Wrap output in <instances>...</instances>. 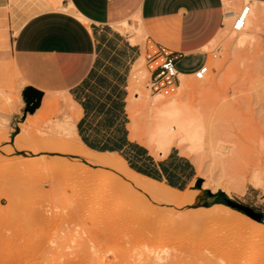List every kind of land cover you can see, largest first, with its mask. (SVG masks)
Returning a JSON list of instances; mask_svg holds the SVG:
<instances>
[{"label": "rangeland", "instance_id": "1", "mask_svg": "<svg viewBox=\"0 0 264 264\" xmlns=\"http://www.w3.org/2000/svg\"><path fill=\"white\" fill-rule=\"evenodd\" d=\"M248 2L228 0L227 5L225 1V13L231 9L238 14ZM257 8L261 18L251 41L239 45L240 32L232 29L234 17L225 16L218 36L205 47L212 61L207 63L209 76L199 80L192 75L186 90L159 96L161 101L183 99L203 128L198 151L187 143L175 142L171 147L196 167L188 188L196 191L192 203L167 205L139 190L118 188L117 170L129 174L130 168L119 155H93L99 163L116 164L115 169L64 153V142L78 148L80 140L79 112L70 96L48 94L26 122L8 126L5 114L23 115V85L9 64H0V264H92L116 247L107 241L109 227L114 235L164 229L178 248L172 251L175 254L168 252L170 264H264V227L260 230L250 223L251 219L264 222V5ZM131 34L139 38L134 42L145 43V52L135 67L142 77H136L129 88L128 125L135 121L137 135L147 143L149 123L157 117L151 103L157 96L146 87L150 44L144 42L145 33ZM8 96L16 102L7 103ZM150 150L162 151L155 146ZM124 192L133 196L125 197ZM143 198L148 201L140 204ZM227 199L248 211L229 206ZM219 203L234 213L211 215ZM94 251L103 254L94 259ZM90 258L95 261L88 263Z\"/></svg>", "mask_w": 264, "mask_h": 264}, {"label": "crops", "instance_id": "2", "mask_svg": "<svg viewBox=\"0 0 264 264\" xmlns=\"http://www.w3.org/2000/svg\"><path fill=\"white\" fill-rule=\"evenodd\" d=\"M224 19V0H0V64L18 74L25 103L22 116L5 114L8 126L32 114L26 112L27 89L42 94L41 105L48 94L62 93L76 102L77 134L87 147L119 155L136 172L188 190L196 177L189 158L172 148L156 154L130 136L129 88L145 43L120 27L171 50L180 74L193 75L208 63L205 47Z\"/></svg>", "mask_w": 264, "mask_h": 264}, {"label": "bare ground", "instance_id": "3", "mask_svg": "<svg viewBox=\"0 0 264 264\" xmlns=\"http://www.w3.org/2000/svg\"><path fill=\"white\" fill-rule=\"evenodd\" d=\"M225 1L227 2V5H228V0H224V2ZM248 3L251 5V12L248 17L246 28L240 31L238 37L236 38V41L239 45L244 44L245 42L251 41L253 39L254 34L259 28V23H260V18H261L260 16L261 12L259 8H257V5L259 4L264 5L263 1H258V0H250V2ZM236 15H237L236 11L231 10V9H228V11L225 13V16L227 18L229 17L235 18ZM250 27L253 28L252 31H249ZM129 28L120 27L122 31H134V30H130ZM211 63L212 61L209 60L208 64L210 65ZM208 76L209 75H206L205 79ZM136 77L137 79L142 77V72L140 71V69L135 72V78ZM190 77H192V74L191 75L181 74L182 83H181V86L179 87L181 90H186L187 87L190 85L191 83ZM158 97L159 96H157L156 98H153L151 102L153 106L156 108L157 117L155 121H153L152 123H149L148 133L146 134L148 146L151 148L155 146L161 149L162 151H165V150L168 151L169 149H171V147L173 146L175 142H178V143H187L194 152L198 151L203 141V128L201 124L198 123L194 114L189 111L188 105L185 103L183 99L178 98L176 96L171 97V98L169 97L170 99L169 98L167 100L165 99L166 101H161L160 97L159 98ZM136 98H139V97H136ZM6 101L7 103L11 105L14 102H16L15 99L12 98L11 96L6 97ZM130 129H131L130 136L132 139L139 140L142 144L147 145L146 141H144V138H140L137 135L135 131V121H134V125H132ZM64 147H65L64 153L81 156L87 159V162L91 164H96L104 168L113 167L116 169V164L112 162L99 163L95 161L93 157L95 153H100V154H103L104 156L111 154V153L98 152V151L92 150L91 148L87 147L81 140H79L78 148H74L68 142H64ZM120 158L122 159V157ZM85 164L87 166L86 168L90 169L89 165L87 163ZM117 172L118 173L115 178L114 185H116L118 188L120 189L129 188L133 192H137L139 190L145 196L150 197L155 200L163 201L167 205L182 204L185 201L188 203H192L196 197V191L194 189L187 190L186 194L180 197L178 195L180 190L172 188L171 186L165 185L159 181L153 180L150 177L144 176L131 168H129V174H124L122 171H118V170ZM253 181L255 182V180ZM256 182H257L256 184H259L261 183V180L257 177ZM124 194H125V197L133 196V194L131 195V193L129 192L128 193L124 192ZM147 201L148 199L143 198L142 200H140V204L147 203ZM208 211H210L211 213L212 209ZM208 211H207V214H208ZM234 211L235 210L232 209L231 207L220 204V206L218 207L216 206V208L213 209V212L211 213V215L213 214L216 215V213L232 214L234 213ZM250 223L257 227L261 226L259 227V229L260 228L262 229L264 227L263 221L258 222L255 219H251ZM107 225H110V224H107ZM105 231H107L108 232L107 235H109V239L107 241L110 242L112 240L114 242L113 245L115 244L116 247L114 246L115 247L114 250H109L105 252L104 255L101 256L102 258L98 257L100 256L98 255V253H101V252L96 253L94 251V253H96V254H93L95 255L94 259H96V257H98V259H96L95 261L93 258L92 259L90 258L91 260L89 259L88 263L94 260L95 262L92 264H170L169 262L172 260L168 252L173 253L172 251L178 250L176 246L177 244L171 238L169 239V236L166 235V232L164 231V229L158 230V232H136L134 235H129V234L124 235L122 233H117L116 235H114L115 233L113 234L111 232L110 227L108 229L106 228ZM255 231H253V233L250 232L252 233V235L250 236H253L254 232L260 233V231L257 232V229ZM261 231L264 233L263 229ZM251 240H252V237H251ZM183 249L184 248H182V250ZM244 249L246 250V248ZM179 250L181 249L179 248ZM242 251L244 250L242 249ZM247 252H244V253L246 254ZM92 253H93V250L91 254ZM252 256L256 258L257 254L252 252ZM253 261L254 260L252 259L250 263Z\"/></svg>", "mask_w": 264, "mask_h": 264}, {"label": "built area", "instance_id": "4", "mask_svg": "<svg viewBox=\"0 0 264 264\" xmlns=\"http://www.w3.org/2000/svg\"><path fill=\"white\" fill-rule=\"evenodd\" d=\"M251 12V5L243 6L241 11L234 18L232 29L240 32L246 28L248 17ZM240 25L237 27V25ZM149 47L146 51V65L149 71V79L146 87L152 96H171L178 92L181 85L180 72L176 67L178 55L171 50L148 41ZM209 66L204 64L193 75L199 80L204 79L208 74Z\"/></svg>", "mask_w": 264, "mask_h": 264}, {"label": "water", "instance_id": "5", "mask_svg": "<svg viewBox=\"0 0 264 264\" xmlns=\"http://www.w3.org/2000/svg\"><path fill=\"white\" fill-rule=\"evenodd\" d=\"M24 98L26 99V104H27V109L26 112H31L34 113L35 110L41 105L42 101V94L41 93H36L33 89H27L24 92ZM227 203L229 206L238 209L240 211H248L245 207H242L240 205H236L232 200L227 199Z\"/></svg>", "mask_w": 264, "mask_h": 264}, {"label": "snow or ice", "instance_id": "6", "mask_svg": "<svg viewBox=\"0 0 264 264\" xmlns=\"http://www.w3.org/2000/svg\"><path fill=\"white\" fill-rule=\"evenodd\" d=\"M240 25L238 24L237 27H239Z\"/></svg>", "mask_w": 264, "mask_h": 264}, {"label": "trees", "instance_id": "7", "mask_svg": "<svg viewBox=\"0 0 264 264\" xmlns=\"http://www.w3.org/2000/svg\"><path fill=\"white\" fill-rule=\"evenodd\" d=\"M226 196V194H224ZM227 197V196H226Z\"/></svg>", "mask_w": 264, "mask_h": 264}]
</instances>
